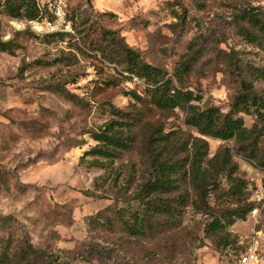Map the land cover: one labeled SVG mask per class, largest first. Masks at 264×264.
Returning a JSON list of instances; mask_svg holds the SVG:
<instances>
[{
  "label": "rangeland",
  "instance_id": "374dc122",
  "mask_svg": "<svg viewBox=\"0 0 264 264\" xmlns=\"http://www.w3.org/2000/svg\"><path fill=\"white\" fill-rule=\"evenodd\" d=\"M252 6L264 9V0H72L77 19L73 33L63 38L47 37L0 7V40L13 47V53L0 50V247L20 253L27 238L75 264H242L240 256L254 244L250 264H264V198L253 196L256 187L264 188V167L238 154L237 175L246 184L239 205L250 200L258 211L253 207L244 220L227 226L225 239L205 231L237 204L225 179L205 193L179 184L169 194L187 199L178 219L154 216L145 237L125 231L123 222L141 207L135 194L147 172L149 154H141L146 139L156 126L196 134L184 110L164 113L144 102L131 150L105 167L93 166L92 156L84 155L97 143L92 133L117 118L114 108L134 112L126 92L144 90L141 80L107 60L112 47L101 42L104 54L94 49L103 30H114L174 85L199 96L193 102L198 107L228 111L239 73L249 66L264 70V49L238 33L239 12ZM37 59L49 63L36 64ZM254 86L264 93V79H255ZM238 115L252 125L254 115ZM205 139V160L235 145L234 139Z\"/></svg>",
  "mask_w": 264,
  "mask_h": 264
},
{
  "label": "trees",
  "instance_id": "16d2710c",
  "mask_svg": "<svg viewBox=\"0 0 264 264\" xmlns=\"http://www.w3.org/2000/svg\"><path fill=\"white\" fill-rule=\"evenodd\" d=\"M0 7H3L10 17L33 19L38 15L35 0H0ZM239 15L243 22L239 24L238 33L246 42L264 49V9L257 6L249 9L243 7ZM68 17L75 25L77 16L72 8H69ZM67 33L69 32H53L46 33V36L63 38ZM102 37L100 42H96L94 49L104 54L107 48H104L101 42H105L109 48L112 47L111 56H108L107 60L116 63L121 68L120 73L125 71L141 80L144 83L143 95H146L147 100L136 90L126 92L134 101V112L114 108L112 114L117 118L110 119L92 133V138L97 143L84 152V155L92 156L90 163L93 166L105 167L135 146L134 128L142 121L140 104L144 102L164 113H170L176 108L184 110L185 123L196 132L192 134L180 129L165 131L160 126L151 131L146 139L147 145L143 146L144 152H141L142 156L149 154L145 159L147 172L140 176L137 186L139 190L135 194V199L141 207L132 211V221L123 222L125 231L136 237H145L147 231L154 227V216H161L169 222L178 219L187 205V199L181 194L169 198V194L176 191L179 184H189L203 192L218 187L225 179L229 184L230 194L236 197L237 204L231 208L227 207L222 213L223 218H213L208 223L209 228L205 230L218 239H225L224 237L229 235L227 226L232 225L236 219L244 220L246 212L254 207L250 200L244 202L243 206L239 205V202L245 199L241 195L246 184L243 178L237 175L238 165L233 159L234 154L252 159L257 165L264 167V145H260L261 141H264V93L254 86L255 79H264V70L249 66L246 74L239 73V89L228 111H222L214 105L200 108L193 103L200 99L199 96L191 90L174 85L171 77H165L160 68L143 60L139 52L129 46L114 30H103ZM12 48L11 41L0 40L1 51L13 53ZM35 63L49 62L37 59ZM182 74V70L176 73L178 83L182 82ZM105 83L114 84V80ZM240 112L254 115L250 127L244 124L242 116L238 115ZM184 134H187V139ZM205 136L224 141L234 139L235 145L232 148L226 145L220 147L205 160L209 150ZM119 212L123 210L119 209ZM101 213L98 212L96 217ZM21 253L24 255L20 256ZM20 260H25L24 264H75L52 252L35 248L27 238L20 248V253L9 254L7 245L0 247V264H22Z\"/></svg>",
  "mask_w": 264,
  "mask_h": 264
},
{
  "label": "built area",
  "instance_id": "2783aa9c",
  "mask_svg": "<svg viewBox=\"0 0 264 264\" xmlns=\"http://www.w3.org/2000/svg\"><path fill=\"white\" fill-rule=\"evenodd\" d=\"M72 0H35L38 11L36 18H26L24 22L33 30L41 33L71 32L73 33V23L68 17ZM254 199L261 201L264 198V188L259 186L253 190ZM253 212L258 211L254 207ZM254 244L248 246L246 251L240 256L242 264H250L252 258L256 259Z\"/></svg>",
  "mask_w": 264,
  "mask_h": 264
}]
</instances>
